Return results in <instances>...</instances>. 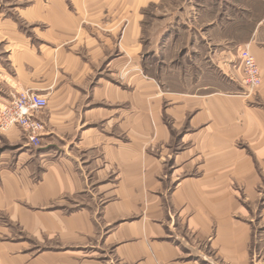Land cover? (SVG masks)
<instances>
[{
  "label": "crops",
  "instance_id": "1",
  "mask_svg": "<svg viewBox=\"0 0 264 264\" xmlns=\"http://www.w3.org/2000/svg\"><path fill=\"white\" fill-rule=\"evenodd\" d=\"M152 1L27 0L31 36L0 22V105L48 99L41 148L0 132V264H264V0L168 14L145 51Z\"/></svg>",
  "mask_w": 264,
  "mask_h": 264
},
{
  "label": "built area",
  "instance_id": "2",
  "mask_svg": "<svg viewBox=\"0 0 264 264\" xmlns=\"http://www.w3.org/2000/svg\"><path fill=\"white\" fill-rule=\"evenodd\" d=\"M243 63V86L246 96L256 93L262 84L260 68L249 47L240 51ZM48 108V99L33 90H24L12 96L8 103L0 105V132L19 128L24 133L30 146L39 148L42 145V135L45 126L38 114Z\"/></svg>",
  "mask_w": 264,
  "mask_h": 264
},
{
  "label": "rangeland",
  "instance_id": "3",
  "mask_svg": "<svg viewBox=\"0 0 264 264\" xmlns=\"http://www.w3.org/2000/svg\"><path fill=\"white\" fill-rule=\"evenodd\" d=\"M235 4V0H153L152 2L140 7L138 12V26L142 30V34L139 37L142 42L145 51L148 50V37L151 31H159L157 29L161 24H165L166 15H170L176 11H191L196 10L202 12L208 7L209 4L212 6L216 5L218 11H223L221 8L226 4ZM28 5L27 0H0V22L4 20L17 21L19 23V29L25 35L31 36L33 34L34 26L27 22L24 18L18 16L17 8L25 7ZM175 26H181L177 19H173ZM172 23V24H173ZM145 54V53H143ZM6 54L4 49L0 46V62H5ZM42 146V145H41ZM33 149H38L32 147ZM41 148V147H39Z\"/></svg>",
  "mask_w": 264,
  "mask_h": 264
}]
</instances>
